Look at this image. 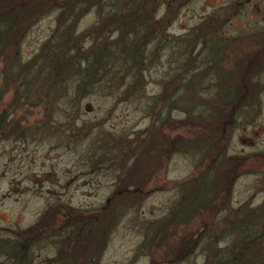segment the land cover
Masks as SVG:
<instances>
[{
  "label": "trees",
  "instance_id": "obj_1",
  "mask_svg": "<svg viewBox=\"0 0 264 264\" xmlns=\"http://www.w3.org/2000/svg\"><path fill=\"white\" fill-rule=\"evenodd\" d=\"M189 1L0 0V139L62 133L67 140L66 129L80 137V128L70 125L84 98L97 89H109L119 101L142 98L146 72L166 49L173 53L161 90L146 103L149 126L110 138L107 148L88 149L91 168L113 174L105 203L90 210L48 205L32 225L0 239L1 264H32L35 249L47 242L54 247L51 264H100L122 218L165 189H175L178 198L165 216L142 224L137 249L150 264H264V198L231 201L244 174H257L264 193V151L229 152L236 129L260 110L264 29L228 36L211 15L171 37L170 23ZM92 10L96 22L79 32V20ZM50 12L53 32L22 60L20 40ZM36 109L44 111L29 122ZM175 154L191 156L194 171L170 181L167 165Z\"/></svg>",
  "mask_w": 264,
  "mask_h": 264
},
{
  "label": "rangeland",
  "instance_id": "obj_2",
  "mask_svg": "<svg viewBox=\"0 0 264 264\" xmlns=\"http://www.w3.org/2000/svg\"><path fill=\"white\" fill-rule=\"evenodd\" d=\"M234 3H237V9L232 7ZM211 15L223 22L222 28L228 36L247 35L264 29V0H191L178 11L167 33L171 37H182ZM97 18L96 10L85 14L78 22V31L89 28ZM55 26L56 14L50 12L29 27L19 42L22 60H30L38 52ZM170 54L173 53L166 49L160 62L146 72L147 83L142 98L119 101L109 89H97L84 98L78 115L70 125L80 128V137L77 136L78 131L71 136L68 135L70 130L66 129L67 140L62 133L53 137L39 134L25 140L0 139V239L32 225L50 204L90 210L105 203L114 188L113 174L108 167L93 170L86 156L88 149L93 151V146L98 149L110 138L133 135L135 131L149 126L146 103L150 96L161 90L159 82L168 69ZM43 111L32 110L34 114L28 117V121L36 120ZM18 113H21L20 110ZM173 114L180 116L178 112ZM67 120L72 122L71 117ZM262 151L264 92L256 117L250 122L244 120L229 145L232 154ZM194 165L191 156L175 154L167 165V178L170 181L184 179L193 173ZM261 186L255 173L240 176L233 186L232 204L237 206L247 201L260 203L264 198ZM177 194L175 189L158 190L147 195L139 206L133 207L112 231L100 264H150L151 257L143 254L142 250L137 251L143 240L142 224L165 216L175 204ZM184 231L180 229L178 233L181 235ZM195 254L201 263L200 253ZM52 255L54 247L47 242L35 249L32 264H51L48 259ZM2 260L0 256V264Z\"/></svg>",
  "mask_w": 264,
  "mask_h": 264
}]
</instances>
